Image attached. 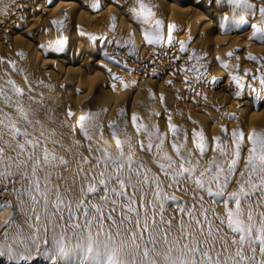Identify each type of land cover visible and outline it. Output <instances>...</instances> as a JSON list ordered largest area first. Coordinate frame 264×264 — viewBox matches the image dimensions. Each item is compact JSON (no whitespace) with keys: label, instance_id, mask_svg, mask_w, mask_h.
<instances>
[{"label":"bare ground","instance_id":"1","mask_svg":"<svg viewBox=\"0 0 264 264\" xmlns=\"http://www.w3.org/2000/svg\"><path fill=\"white\" fill-rule=\"evenodd\" d=\"M143 2L154 13L148 24L137 21L131 12L138 7L136 0H0V85L13 80L25 93L20 99L26 109H31L30 118L43 122L45 135L54 130L53 138L71 148H56L57 154L69 161L67 169L57 170L67 184L53 176V182L60 183L62 189L72 184L77 161L85 156L92 158L89 144L116 151L111 122L126 128L134 142H147L145 134L138 133L131 123L133 113L140 118L138 123L159 127L168 141L173 139L168 128L171 117V123L181 129L180 143L186 145L193 160L205 166L213 156L224 159L212 150L217 143L215 137L234 148L231 133L242 131L243 161L250 147L247 136L264 132V84L260 82L264 78V32L254 36L251 27L255 24L264 29V16L259 11L264 0H247L251 7L232 0ZM156 20L162 22L163 39L149 44L145 30L151 31ZM61 40L63 43L58 45ZM181 42L185 51L180 50ZM121 110L126 113L124 118ZM85 113L95 116L91 141L79 131V117ZM122 119L127 120L126 125ZM193 130L203 131L209 146L203 159L195 147ZM164 147L176 158L169 143ZM135 159L159 173L157 165L138 146ZM239 167L242 170L243 163ZM14 186L21 188L19 183ZM235 189L233 181L229 190ZM165 191L178 197L166 202V217L179 215L177 205L192 199L183 189ZM204 195L207 201L213 199ZM206 207L225 215L221 205L209 203ZM10 217L21 224L26 235V217L18 206L13 183L0 180V224ZM0 243L11 240L6 242L0 235ZM33 257H37L35 252ZM80 258L58 260L57 264H76ZM0 264L17 262L4 255L0 256ZM19 264L51 261L41 256Z\"/></svg>","mask_w":264,"mask_h":264},{"label":"snow or ice","instance_id":"2","mask_svg":"<svg viewBox=\"0 0 264 264\" xmlns=\"http://www.w3.org/2000/svg\"><path fill=\"white\" fill-rule=\"evenodd\" d=\"M232 2L251 7L247 0ZM136 4L138 7L131 9L135 19L150 23L154 15L151 7L143 0H136ZM259 11L264 16V7ZM161 26L162 22L156 20L151 31L145 30L149 44L163 39ZM251 27L254 36L264 32L255 24ZM168 41L171 42L170 32ZM180 50H186L183 42ZM234 79L239 84V79ZM260 82L264 84V78ZM24 95L11 79L0 85V180L13 183L28 229L25 235V229L14 217L0 224L3 240H11L0 243V256L7 255L17 264L41 256L51 264L76 256L81 257L76 264H264V132L247 136L250 147L243 161L242 131L231 133L234 148L215 137L217 143L212 150L224 159L213 156L205 166L193 160L186 145L180 143L181 129L171 123V117L168 128L173 139L168 141L159 127L138 123L140 118L133 113L131 123L138 133L145 134L147 142H134L126 128L111 122L116 151L89 144L92 158L85 156L77 161L72 184L62 189L60 183L53 182V176L67 184L57 170L67 169L69 161L58 155L56 148H71L53 138L54 130L45 135L43 122L30 118L31 109H26L20 99ZM120 116H126L124 110ZM78 123L84 139L91 141V129L96 127L94 114L81 115ZM121 123L126 125L127 120L122 119ZM192 136L200 158H205L209 146L203 131L193 130ZM187 139L185 132L184 140ZM75 143L79 145L80 141ZM166 143L176 158L165 151ZM137 146L150 156L159 173L135 159ZM233 181L237 189L230 191ZM16 183L20 189L15 188ZM166 188L183 189L192 197L177 205L179 215H165L166 202L178 200ZM204 194L213 199L207 201ZM209 203L221 205L225 215L206 207ZM33 252L37 257H33Z\"/></svg>","mask_w":264,"mask_h":264}]
</instances>
